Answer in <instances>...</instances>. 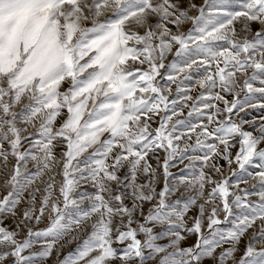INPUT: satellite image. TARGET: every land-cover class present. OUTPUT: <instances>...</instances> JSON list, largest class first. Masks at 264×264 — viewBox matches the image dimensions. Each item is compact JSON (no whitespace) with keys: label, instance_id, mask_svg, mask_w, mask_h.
Returning <instances> with one entry per match:
<instances>
[{"label":"snow or ice","instance_id":"6c2138e0","mask_svg":"<svg viewBox=\"0 0 264 264\" xmlns=\"http://www.w3.org/2000/svg\"><path fill=\"white\" fill-rule=\"evenodd\" d=\"M0 264H264V0H0Z\"/></svg>","mask_w":264,"mask_h":264}]
</instances>
